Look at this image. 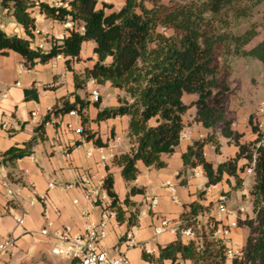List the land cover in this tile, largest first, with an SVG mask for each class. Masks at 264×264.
Here are the masks:
<instances>
[{
    "label": "trees",
    "instance_id": "trees-1",
    "mask_svg": "<svg viewBox=\"0 0 264 264\" xmlns=\"http://www.w3.org/2000/svg\"><path fill=\"white\" fill-rule=\"evenodd\" d=\"M145 1L127 0L119 10L106 13L104 7L108 4L97 8L98 0H67L61 5L43 0H1V7L21 24L26 36L9 35L0 29V53H20L28 69L62 55L67 69L73 72L76 91L84 89L93 78L99 84L110 82L125 92L118 97L117 106L100 107L96 101L94 104L99 110L93 121L129 117L127 136L131 147L112 160L113 165L121 168L127 195L123 201L118 197L109 166L102 184L110 198L108 207L127 228L138 225L141 214L140 204L131 196L145 190L134 184L139 174L137 162L156 169L167 166L162 155L175 151L185 128L183 116L195 106V118L208 132L194 139L182 153L183 167L177 174L179 184L187 185L194 169L201 166L207 177L206 188L218 184L225 176L233 177L235 186L241 187L243 179L239 171L252 167L249 196L254 216L238 221L239 225L250 228V235L242 255L230 261L231 264H264V148L260 144L264 134L250 117L252 129L258 135L252 141L241 142L242 134L233 130L224 106L231 90L234 60L253 57L264 63V36L247 48L259 35L260 26L264 27V14L262 21H252L241 31L235 29L242 20L251 19L262 0H169L168 3L148 0L151 7L146 6ZM35 8L47 18L61 23L74 22L69 36L51 39L48 51L32 47ZM81 26L83 31H80ZM89 40L96 43L97 60L93 67L78 73L73 63L79 59L83 42ZM32 91L35 93L34 89L26 90L27 95ZM184 93L195 94L196 99L185 103ZM89 105L90 101L78 94L73 102L65 99L43 118L36 129L38 135L23 146H12L0 154L2 163L6 168H16L17 160L32 154L38 137L44 138L45 124L52 114L72 110L81 117L84 139L106 146L108 143L90 128ZM219 135L228 138L238 149L234 156L215 165L206 158L204 147L209 144L220 152ZM81 143L76 141L74 147ZM241 160L246 161L242 166ZM8 178L19 181L11 173ZM206 191L200 190L197 199L184 204L176 239L159 245L157 255L143 249L144 260L153 264L179 260H190L192 264H228L227 245L217 235L219 221L211 215L205 224L200 221L212 206V203H202ZM186 229L191 230V236L185 237Z\"/></svg>",
    "mask_w": 264,
    "mask_h": 264
},
{
    "label": "crops",
    "instance_id": "crops-1",
    "mask_svg": "<svg viewBox=\"0 0 264 264\" xmlns=\"http://www.w3.org/2000/svg\"><path fill=\"white\" fill-rule=\"evenodd\" d=\"M43 1L51 5H61L67 0ZM126 1L98 0L97 8H103L104 4H108L104 9L109 13L122 8ZM151 6L149 2L148 7ZM0 16L7 18L6 23L0 18V29L9 35L26 36L21 24L1 7V0ZM35 18L33 48L48 51L52 45V38L67 37L74 28V22L71 20L61 23L47 18L38 8H35ZM83 30L84 27L81 26L80 31ZM95 46L93 40L83 42L79 59L73 63L76 72L82 73L86 67H93L97 60ZM65 60L64 56L59 55L47 63H38L28 69L24 66L20 53L16 51L0 53V154L12 146H23L38 135L36 129L43 118L53 108L62 105L65 99L73 102L75 94L90 101L87 110L90 128L97 131V136L108 144L101 147L92 139H84L81 131H78L82 130V121L77 112L52 114L45 124L44 138L38 137L32 154L17 160L16 168H6L7 176L11 173L19 181L15 182L8 178L5 183L0 180V240L10 236L17 239L15 248L1 255L0 264H79L76 259L52 252V249L59 245L53 233L68 227L72 234H83L88 224H95L101 220L104 208L110 203V198L102 187L108 172L107 166L114 175V187L120 200L123 201L128 192L121 168L113 165L112 160L116 154L126 152L131 147L127 136L129 117L124 115L100 122L93 121L99 108L90 95L91 90L97 88L100 92L98 99L100 107H107L117 106L118 97L124 96L125 92L110 82L99 84L93 78L89 79L84 89L76 91L73 72L67 69ZM237 60L233 62L230 75L233 93L229 96L230 100L234 97L236 103L232 106L236 108H228L227 116L232 120L233 130L242 134L241 142H248L254 140L258 134L253 131L250 121L247 125L245 120L247 116L252 117L253 123L264 134V110L263 112L259 110L262 106L264 108V93L260 91L255 97L252 88L246 85L244 71L248 70V66L251 67V64L247 65L251 61ZM237 75L245 79L242 88L244 90L236 88ZM99 85H105L104 88L110 87L111 96H104V90H100ZM30 89H34L35 93L32 91L27 95L26 90ZM248 97L249 101L246 100ZM195 99V94H183L185 103ZM243 101L250 106L245 107ZM249 108L250 111L247 110ZM250 112L254 114L250 116ZM195 116V107L189 108L183 116L185 128L179 145L172 154L162 155L167 166L156 169L146 166L142 161L137 162L139 174L134 184L143 187L145 192L133 195L131 199L140 204L139 224L127 228L126 223L120 224L115 216L109 219L108 235L103 245L110 255L123 252L131 264H153L143 259L142 250L157 255L159 245H166L177 237L176 230H167L155 235L153 225L163 217L178 223L184 204L197 199V193L202 189L207 190L202 203L205 205L212 203L215 207L211 210V216L219 221L218 229L222 231L217 235L224 239L227 248L243 252L250 228L239 225L238 221L248 216L253 217L252 202L245 185L236 187L234 178L225 176L218 184L206 188L207 177L201 166L194 169V175L187 185L179 184L177 174L183 167L182 153L194 139L201 138L208 132L201 122L195 120ZM239 118H243V125L237 124ZM2 122L7 123V129H2ZM219 139L220 153H217L212 145L204 147L206 158L215 165L234 156L238 149L233 143H229L228 138L219 135ZM76 141L82 143L74 147ZM89 151L91 155H88ZM102 155L105 156L104 160L101 158ZM245 163V160H241L240 166ZM248 168L249 166L239 171L244 184L247 181L253 183L252 172H249ZM201 171L203 176L200 177ZM50 183H55V187H50ZM7 186L17 192L15 203L9 204ZM238 189L241 190L243 200L249 201L251 207L249 211L244 206L235 204L234 194ZM98 195H104L105 198L101 199ZM154 196L158 197V203L152 208L150 199ZM222 196L228 198L224 203L226 213L217 212L218 202ZM23 212L26 213L24 221L18 224L17 218ZM45 227L49 229L48 236L41 234ZM223 229L226 231L223 232ZM231 263L229 259L228 264ZM165 264L192 262L179 260L174 263L167 261Z\"/></svg>",
    "mask_w": 264,
    "mask_h": 264
},
{
    "label": "built area",
    "instance_id": "built-area-1",
    "mask_svg": "<svg viewBox=\"0 0 264 264\" xmlns=\"http://www.w3.org/2000/svg\"><path fill=\"white\" fill-rule=\"evenodd\" d=\"M91 98L93 101H98L100 92L97 88L91 90ZM6 96V94L4 95ZM264 108L261 107L260 111L263 112ZM69 113L74 114L76 111L72 110ZM35 115V114H34ZM2 129H7L8 125L6 122L1 123ZM81 131V130H78ZM260 144L264 148V135L260 141ZM92 153L89 151L88 155ZM103 160L105 156L101 157ZM0 156V180L5 183L8 181V176L6 174V167L1 161ZM252 172V167L247 169ZM50 187H55V183H50ZM174 190V188H171ZM99 194V192H98ZM7 195L9 202L15 203L17 192L10 186H7ZM99 196V195H98ZM101 199L105 198L104 195L99 196ZM226 196H222L218 202V209L220 213H226L227 209L225 206V201H227ZM158 203V197L154 196L150 199V205L154 208ZM26 213L23 212L18 218L17 223L22 224L24 221ZM116 217L115 212L111 210L108 206L104 208L102 218L98 223L88 224L85 228L83 234H72L68 227H64L56 230L53 235L59 241V245L52 249V252L57 255H64L71 259H76L79 264H131L128 256L123 252H118L114 255H110L108 250L104 247L103 241L108 235V222L111 217ZM179 223H175L166 217L159 218L158 222L153 225V230L155 235H159L167 230H176ZM226 229H223L225 232ZM222 231L217 229V233ZM185 236H191L192 232L190 229H186L184 232ZM41 234L48 236L50 234L47 227L41 230ZM17 239L13 236L7 237L0 240V257L3 254L11 252L16 246ZM242 253L232 249H227L228 259H232L236 256H240Z\"/></svg>",
    "mask_w": 264,
    "mask_h": 264
},
{
    "label": "rangeland",
    "instance_id": "rangeland-1",
    "mask_svg": "<svg viewBox=\"0 0 264 264\" xmlns=\"http://www.w3.org/2000/svg\"><path fill=\"white\" fill-rule=\"evenodd\" d=\"M166 1H169V0H166ZM127 2V1H126ZM148 0L145 1V5L148 6ZM125 5V4H124ZM124 5H122L121 7H123ZM264 14V0H262L261 4L256 8L253 16L251 17L250 20H242L240 22V24L235 28L237 31H241L243 29H245L246 27H248V25L250 24V22L252 21H256V22H260L262 21V16ZM0 18L3 20V22H7V18L5 16H0ZM264 36V27L263 26H260L259 28V35H257L253 41L247 46V48L251 47L252 45H254L256 42H258L262 37ZM250 60L251 63H247L248 64H251V67L248 66V70H245L244 73H245V78L247 80V87H251L252 90L251 91H254L252 94L256 97L258 95V93L260 91H262V94L264 93V63L262 61H260L259 59L257 58H253V57H242V58H236L235 60ZM234 60V61H235ZM237 60V61H238ZM243 74V72H242ZM238 78H236V83H237V86L236 88L240 89V90H244L242 89L244 87V84H245V79L242 78L241 76L237 75ZM231 82V81H230ZM105 85H99V89L100 90H104V96H111V90H110V87L108 88H104ZM235 88V89H236ZM263 88V89H262ZM121 90V89H120ZM233 93V90L231 89L229 91V93L227 94V97H226V100L224 102V106L226 107V109H234L236 107H233L232 104L233 103H236V101H234V97L230 100L229 99V96H231ZM235 93V91H234ZM243 99V97H242ZM247 101H249V97L246 98ZM228 102V103H227ZM241 103V101H240ZM242 103H244V106L247 107V106H250L246 101H243ZM239 105V101L237 103V106ZM195 107V106H193ZM191 108V107H190ZM261 109V107L259 108V110ZM189 110V109H188ZM248 111H250V108L247 109ZM188 112V111H187ZM245 112V111H244ZM243 113V112H242ZM251 114V115H250ZM252 114H254V112H250L249 115L252 116ZM249 116L245 117V120L246 122L248 123L247 125H249ZM196 120V118H195ZM237 124H241L243 125L244 122H243V118H239L237 120ZM260 131V130H259ZM261 132V131H260ZM230 143V142H229ZM232 144V143H231ZM217 153H220V152H217ZM203 176V172L201 171L200 172V177ZM245 182L243 181L242 182V186L245 185V188L247 190V193L250 192V189H251V182L250 181H247L246 184H244ZM241 190H237L234 194L235 196V204L236 205H242L244 206L245 208H247V210L249 211L251 209L250 207V204H249V201L248 200H243L242 198V195H241ZM145 192V190H144ZM250 200L252 199L251 196H249ZM215 207L211 206L210 207V210L208 212H206L205 214H203L201 217H200V221L205 224L207 221H208V218L211 217V210H214ZM216 210V209H215ZM217 212H219V209L217 207ZM254 216V215H253ZM213 217V216H212ZM242 255V254H241Z\"/></svg>",
    "mask_w": 264,
    "mask_h": 264
}]
</instances>
